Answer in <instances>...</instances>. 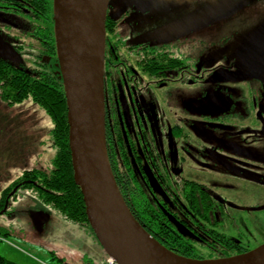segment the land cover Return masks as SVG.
<instances>
[{"label":"flooded vegetation","instance_id":"af4514ba","mask_svg":"<svg viewBox=\"0 0 264 264\" xmlns=\"http://www.w3.org/2000/svg\"><path fill=\"white\" fill-rule=\"evenodd\" d=\"M247 1L253 0L109 3L108 126L141 151V192L160 218L156 240L192 253L191 259L257 249L225 229L226 219L240 213L233 202L247 201L242 191L264 195V45H257L264 23L242 36L220 34L219 21ZM54 24V0H0V37L21 61H7L1 50L0 60L34 72L40 65L46 72L59 68ZM209 28L215 33L200 35ZM184 166L212 171L222 182L236 180L244 190L185 179ZM6 191L0 216L8 214L7 197L16 196Z\"/></svg>","mask_w":264,"mask_h":264},{"label":"water","instance_id":"95a60500","mask_svg":"<svg viewBox=\"0 0 264 264\" xmlns=\"http://www.w3.org/2000/svg\"><path fill=\"white\" fill-rule=\"evenodd\" d=\"M109 3L110 0H54L58 66L68 106L74 180L81 190L90 228L103 251L115 264H264V245L223 259L197 260L173 253L145 231L124 203L108 164L104 136ZM205 16L207 21L214 18ZM257 45H264V38ZM0 50L7 61H21L1 37ZM103 166L131 223L117 214L106 195ZM30 216L40 232L49 222V216L43 213Z\"/></svg>","mask_w":264,"mask_h":264},{"label":"rangeland","instance_id":"374dc122","mask_svg":"<svg viewBox=\"0 0 264 264\" xmlns=\"http://www.w3.org/2000/svg\"><path fill=\"white\" fill-rule=\"evenodd\" d=\"M219 22L223 28L220 34L242 36L264 23V0L247 1ZM213 33L209 28L200 35L207 38ZM51 130L50 118L37 104L26 101L10 106L0 96V198L25 171L53 169L56 148ZM183 177L215 190H244L236 180L222 182L212 171L201 172L194 167L184 166ZM241 195L247 201L233 202L240 213L226 219V233L247 248H258L264 245V195L251 189ZM6 202L8 214L0 216V256L16 264H109L91 230L65 220L33 193L18 191ZM31 213L49 216L41 232Z\"/></svg>","mask_w":264,"mask_h":264},{"label":"trees","instance_id":"16d2710c","mask_svg":"<svg viewBox=\"0 0 264 264\" xmlns=\"http://www.w3.org/2000/svg\"><path fill=\"white\" fill-rule=\"evenodd\" d=\"M53 42L54 40H52V44ZM53 51L55 55V50ZM44 68L40 65L37 72L21 70L16 66L8 65L4 59L0 60V96L2 100L10 106L20 105L26 101L37 104L51 120L52 140L56 148L52 170L25 171L8 190H14L15 193L27 190L32 192L43 204L56 211L62 218L83 228H88L93 233L86 215L81 190L74 180L69 146L68 106L63 80L59 74L60 69L46 72ZM104 136L108 164L119 193L136 221L155 238L154 234L160 230L158 223L160 218L153 214L157 210L141 192V151L138 146L131 150L127 140L119 139L109 128L106 97ZM146 174L149 177L152 176L149 172ZM159 190L162 194L169 195L165 193L166 188ZM144 214L146 217L143 216ZM162 245L178 255L195 257L192 253L176 250L171 244ZM239 254L244 253L228 255ZM0 264L16 263L0 256Z\"/></svg>","mask_w":264,"mask_h":264},{"label":"bare ground","instance_id":"6f19581e","mask_svg":"<svg viewBox=\"0 0 264 264\" xmlns=\"http://www.w3.org/2000/svg\"><path fill=\"white\" fill-rule=\"evenodd\" d=\"M103 172H104V184H105L106 195L111 200L113 204V209L124 221L131 223L128 214L124 210V207L121 205V202L119 201L118 197L115 194L113 181L110 179V175L107 172L105 166H103Z\"/></svg>","mask_w":264,"mask_h":264},{"label":"built area","instance_id":"2783aa9c","mask_svg":"<svg viewBox=\"0 0 264 264\" xmlns=\"http://www.w3.org/2000/svg\"><path fill=\"white\" fill-rule=\"evenodd\" d=\"M110 263H112V262L110 261Z\"/></svg>","mask_w":264,"mask_h":264}]
</instances>
